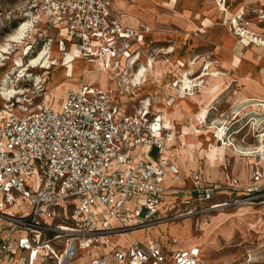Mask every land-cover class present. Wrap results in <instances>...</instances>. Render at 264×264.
Masks as SVG:
<instances>
[{"label":"built area","instance_id":"built-area-1","mask_svg":"<svg viewBox=\"0 0 264 264\" xmlns=\"http://www.w3.org/2000/svg\"><path fill=\"white\" fill-rule=\"evenodd\" d=\"M119 1L29 0L24 17L32 28H51L56 38L47 30L44 37L56 40L65 53L74 46L84 60L100 62L120 85L123 75L144 62L134 47L143 42V31L124 22ZM215 1L227 10L226 0ZM170 48L153 47L148 59L170 54ZM125 94L83 83L67 89L60 112L46 100L32 98L20 110L14 97L6 101L0 110V264H73L79 251L95 253L91 264L204 263L199 246L169 250L158 240L134 239L119 248L114 242L118 235L164 220L159 212L165 179L185 180L169 155L175 146H187L183 137L167 127L162 113L152 114V105L145 108L147 98L135 113L123 112L118 97ZM171 97L169 105L175 102ZM233 121L215 124L219 143H232L231 125L239 120ZM250 122L258 141L250 153L256 158L251 182L242 185L230 162L223 166L224 181H208L202 170H193L189 179L201 206L176 217L264 203V120ZM218 195L226 199L214 202Z\"/></svg>","mask_w":264,"mask_h":264},{"label":"rangeland","instance_id":"rangeland-1","mask_svg":"<svg viewBox=\"0 0 264 264\" xmlns=\"http://www.w3.org/2000/svg\"><path fill=\"white\" fill-rule=\"evenodd\" d=\"M209 1L185 0L176 6L178 10L174 12L167 9L165 3L168 0H138L136 3L123 1L119 4L128 13L130 20L139 24L143 33H146V37L150 36V40H159L150 46L146 44L148 56L151 51L153 52V47L155 49L171 47L172 50L174 48L170 54L160 52V54L154 55L157 60L156 64L153 63L152 69L150 66L147 75L149 72L151 73L145 77L142 85L133 87L130 92H135L138 98L145 96L151 102V96L157 100H160L161 97L164 101L168 97H175V103L171 105L165 101L161 112L171 117V120H176V124L180 123L181 127L178 129L183 133L192 128L195 123L192 120H197L195 128L203 131L201 136H197L198 138L191 137L190 149L196 148L192 150V157L188 155L191 151L187 150L185 162L180 161L179 153L175 150L181 148L180 146H175L171 151L174 158L182 162L186 183L172 195L167 203L169 208L167 213H170L159 223L169 224L159 225L162 232H171L184 246H199L203 251V264H264V203L221 208L210 212V214L194 213L192 216L176 217L201 206L202 202L193 196V192L190 190L191 185L188 182L193 168L207 171V160L223 156L225 153L227 162L231 163V168L237 158L251 157V147L258 141L254 136L256 127H252L250 120H264V105H257L258 103L264 104V93L257 94L259 89L264 92V45L245 41L242 33L248 31L249 36L264 42V5L252 6L245 4L246 0H229V11L234 14L236 19L238 18L239 26L237 28L232 23L235 19L227 18L228 10L223 11L224 9L221 10L218 7V13L221 16L215 11L217 5H211ZM259 1L257 0V2ZM212 2L216 3L215 0ZM30 4L29 0H0V46L7 44L6 40L9 35L13 34L19 24L27 19L24 16L30 10ZM239 5L245 7L241 6L236 15L235 10ZM187 9L190 12H185ZM203 23L208 26L204 27ZM31 29L33 31L27 33L22 43H10L11 54L6 55L8 59L4 60V64L0 66L1 91L3 88L2 79L11 70L14 71L13 66L24 65L30 57L45 48L60 49L56 40L50 41L43 35L47 30L48 36L56 38L57 34L51 28L43 25L41 28L31 27ZM238 29L243 30L239 31ZM26 50H28L27 55H25ZM59 51V56L66 57V62H68L70 59L68 51L66 53L61 49ZM148 56L145 57L144 63L148 61ZM48 58L40 67L32 68L25 77L19 78L16 74L10 75L11 85L15 84L18 90L25 91L24 94L16 95L13 98L15 109L24 108L23 106L33 98L35 103L46 100L51 108L60 112L67 89L69 87L76 88L85 80L90 84L103 88L112 87L117 90L118 80H111L108 71L106 70V72L98 61L94 63L97 68L103 70L101 75L95 72H92L95 74L91 75V72L88 71V74L83 72V74L73 77L72 71H70L73 83L79 81L78 85L75 86L67 80H58L51 84V78L56 73L57 65L50 64V62H56L58 57L51 54ZM165 60H169V62L166 63ZM75 61L77 69L90 62L87 60L79 62L76 59ZM60 62L61 60L57 64ZM179 62L185 66L178 67ZM79 63L81 64L79 65ZM208 67L209 70H206ZM185 70L189 71L191 79H197L201 74L210 72V75L198 80L199 85L195 87L194 100L189 96L187 100H182L178 95ZM214 73H218V75H213ZM29 74L31 75L29 76ZM37 76H41V82L35 80ZM88 80L92 81L88 82ZM41 85L42 88H40ZM130 102L128 101L127 104ZM5 103L6 101L0 98V110L4 108ZM139 108V104L137 107L129 105L128 112L135 113ZM151 111L152 114H155L157 109H151ZM178 120L182 121L178 122ZM225 120L227 122L235 120L232 124L239 120L238 123L231 125L228 136V139L233 144L235 143L236 148L229 145L230 148L221 153L220 150L215 149L216 146H223L216 140L218 130L215 124L219 125ZM241 127H244L242 131L234 134V131ZM209 135H214L212 139L214 142L209 143L203 150L202 145L206 143L205 140ZM199 137L204 139L203 143L200 142ZM240 145L248 148H240ZM157 152L158 150L155 148L151 155L155 157ZM218 165L219 163L216 162L215 167L218 168ZM225 199L223 197L215 201H224ZM171 203L174 206L172 209L169 207ZM146 213L147 210H143L141 216H145ZM187 218H191V220L185 221ZM130 234L132 235V233H127L125 236H121L122 240L126 239L125 247H128L132 242ZM170 241L172 242V240ZM122 246L120 244L119 248ZM90 252L79 251L72 263L89 264L90 259L95 255ZM87 253L90 256H87Z\"/></svg>","mask_w":264,"mask_h":264},{"label":"bare ground","instance_id":"bare-ground-1","mask_svg":"<svg viewBox=\"0 0 264 264\" xmlns=\"http://www.w3.org/2000/svg\"><path fill=\"white\" fill-rule=\"evenodd\" d=\"M219 11V10H218ZM239 17V16H238ZM227 18L228 19H232L234 20V25L238 28L239 24H238V18L236 19L235 16L233 14L230 13V11L228 10L227 12ZM233 25V26H234ZM236 28V29H237ZM242 28V27H241ZM239 31H242L243 29H238ZM33 29H31V24H30V21H24V22H21L19 24V26L17 27V29L15 30V32L11 35H9V37L7 38V44L5 45H1L0 46V66L3 65V61L8 59V57L6 56L7 54H11V47H10V43L11 42H17V43H22V40L25 39V37L27 36V33L29 32H32ZM238 31V32H239ZM243 33V36L245 37V41L247 42H256V43H261L262 45H264L263 41L262 40H259L258 38H255L253 36H249L250 33L248 31H244L242 32ZM239 34V33H238ZM252 34V33H251ZM143 37H146V33H143ZM255 44V43H254ZM251 45V44H250ZM255 46V45H254ZM60 49H48V48H45L43 50H40L36 55L30 57L29 61L27 63H25L24 65L22 66H13V69L14 71H10L6 77H4L2 79L3 81V88H2V91L0 90V98L1 100H4V101H7L9 100L10 98H13L15 97L16 95H20V94H24L25 91L24 90H18V87H16V85L12 84L11 85V74H16L17 77L19 78H22V77H25L28 75V72H30V70L32 68H38L40 67L43 62L47 59H49L48 57H50V55L52 54L53 56H57V61L56 62H53L51 61L50 64H54V65H57V68L55 70V74L53 75V78H51L52 80V83H56V81H60V80H67L68 82H71L73 83V80L71 79V75L69 74L70 71H72V75L73 77L74 76H78L80 75L81 73L83 74L84 73H87L88 71L91 72V75L97 73V74H103V70L101 68H97V66L95 65L94 62H87L85 65L81 66V67H78V69L75 67V64L77 63L75 61V59L79 62H85L86 60H84L78 53L76 47L74 46H70V48L68 49V53H69V61L66 62V57H60ZM172 51V49L169 50V52ZM28 54V50H26L25 52V55ZM14 55V54H13ZM53 58V57H52ZM61 60L60 63L57 64V62ZM143 61H145V58L143 57L142 58ZM149 61V64L148 61H146L145 63L141 64L140 68L138 70H136L135 72H133V74H131L130 76H127L126 75H123V77L120 79L121 81V84L119 85V83L117 82V91H120L121 93H126V92H129V94H125L122 96V99H125L127 98L128 95H134L135 98H138V95H135V92H130L131 89L133 87H137V86H140L144 83L145 81V77L147 76V72L149 71L150 69V66H151V69H152V66H153V63L156 64V61L157 60H154L152 58H149L147 59ZM166 63L169 62L167 60H165ZM164 61V62H165ZM19 62V61H18ZM163 62V60H162ZM15 64V63H14ZM13 64V65H14ZM81 63H79L80 65ZM16 65V64H15ZM162 65V64H161ZM159 66V64H158ZM163 67V66H162ZM206 70H209V67L206 69ZM59 74H58V73ZM88 72V73H89ZM92 72H95V73H92ZM87 73V74H88ZM184 73V76L182 77L183 79L181 80V84H180V87L178 89L179 91V97L182 99V100H187L188 96L189 98H192L193 100L195 99V96H196V93H195V87L199 85L198 83V80H201L202 78L210 75V72H205L203 74H201V76H199L197 79H191L190 78V75L189 74V71L185 70V72L183 71ZM86 74V75H87ZM31 74H29L30 76ZM213 75H218V73H214ZM102 77V76H101ZM35 80L37 82H41V76H37L35 77ZM102 81V79H100ZM79 82V81H78ZM78 82L77 83H73L75 86L78 85ZM80 83V82H79ZM73 85V86H74ZM122 86V87H121ZM206 87V86H205ZM204 87V89H205ZM178 88V87H177ZM218 90V89H217ZM206 94V93H205ZM132 95V96H133ZM202 97V96H201ZM178 98V97H177ZM179 98V99H180ZM178 99V100H179ZM180 99V100H181ZM149 100V99H148ZM147 99L145 100L146 104L148 106H146L145 108H149L150 105L153 104V102H151L150 100L148 101ZM150 102V103H149ZM168 103V101H167ZM166 103V104H167ZM169 104V103H168ZM160 105H158L156 107L157 111L162 113L166 120H165V123L167 124V127L170 128L171 130L174 131V134L178 135V136H182L183 137V140L185 142V144L188 146L187 144V138H186V135H192L193 137H197V136H201V134H203V131L202 130H198L197 127L195 128L196 126V122L197 120H192V122H195L193 125H192V128H189L186 130V133H183L181 130H178V129H175L174 127H172V125L170 124L169 122V118L167 115H165L163 112H161L162 109L159 108ZM7 107L6 105H4V108L1 109V110H5ZM147 112H149L147 110ZM171 116V115H170ZM192 124V123H191ZM191 127V126H190ZM186 128V127H185ZM184 131V130H183ZM214 137V135H213ZM198 138V137H197ZM199 139L204 142V139H202V137H199ZM221 144V143H220ZM263 146L261 147H264V141L262 142ZM221 145H223L222 147H219V146H216L215 149L217 151L220 150L221 153H223L226 149H229L230 147H228L229 145L230 146H233V148L235 149V145L233 143H229V142H225L222 143ZM214 147V146H213ZM212 147V148H213ZM188 148V147H187ZM187 148H177L175 149L176 151L178 152H181V151H185L187 150ZM209 148V147H208ZM210 149V148H209ZM264 149V148H263ZM264 154V153H263ZM237 155V154H236ZM218 206H221V205H218ZM15 207H13L12 209H10L9 211H13ZM1 220V219H0ZM161 224H164L165 223H160L159 225ZM167 224V223H166ZM159 225H155L153 227H147L145 229H142V230H145V231H148L156 226H159ZM127 234V233H126ZM123 234H121L120 236H122ZM164 237V236H163ZM156 238L155 237H152L150 240ZM166 238V237H164ZM93 251L95 252L96 250L93 249ZM87 256H90V254H86Z\"/></svg>","mask_w":264,"mask_h":264},{"label":"crops","instance_id":"crops-1","mask_svg":"<svg viewBox=\"0 0 264 264\" xmlns=\"http://www.w3.org/2000/svg\"><path fill=\"white\" fill-rule=\"evenodd\" d=\"M123 1H126V2H131V3H136L138 0H120L119 2H118V7L119 8H121L122 9V12H123V14H124V22L128 25V26H132V27H134V28H140V26H139V24H137V23H135V22H132L131 20H130V17L127 15L128 13L127 12H125V10L119 5L121 2H123ZM185 0H168V2L167 3H165L166 5H167V9H170L172 12H174L175 10H178L177 9V7L176 6H179L180 4H182L183 2H184ZM209 3L211 4V5H217V3H213L212 2V0H210L209 1ZM226 3H227V10H229V8H230V1L229 0H226ZM245 4H251L252 6H261V5H264V0H260L259 2H257V0H246L245 1ZM241 6H244V5H241ZM240 5L239 6H237V8H236V10H235V14L237 15L238 13H239V8L241 7ZM176 7V8H175ZM245 7V6H244ZM217 9V10H216ZM215 9V11H216V13H218V5H217V8ZM252 9V8H251ZM226 10V11H227ZM185 12H190L188 9L187 10H185ZM231 12V11H230ZM232 13V12H231ZM219 15H221L220 13H218ZM233 14V13H232ZM184 15V14H183ZM234 15V14H233ZM222 16V15H221ZM203 25H204V27H207L208 26V24H204L203 23ZM156 34V33H155ZM150 37V36H149ZM149 37H143V42H141L140 43V45L138 44H135L134 45V47L135 48H137V47H139L140 48V51L142 52V58L144 57H147V50H146V44H148L149 46L151 45V44H154V43H157V41H159V40H150L149 39ZM173 50H174V48H173ZM173 55V54H172ZM171 58V57H170ZM144 62V61H143ZM173 63V62H172ZM174 64V63H173ZM175 65V64H174ZM178 67H180V68H182V67H184L185 66V64L184 65H182V63L181 62H179V64L177 65ZM151 72H149L148 73V75L150 74ZM147 75V76H148ZM89 81H92V80H88V82ZM83 83H87V80H85V81H82L81 82V84H83ZM79 86V85H78ZM264 92L262 91V89H259L258 90V92H257V94H259V95H261V94H263ZM122 96L123 95H121V96H119L118 97V100H119V103L121 104V109H122V111L123 112H125L126 114H133V113H129L128 112V109H129V105H131L132 107H134V105H137V104H139V101L141 100V99H144L145 98V96H141L140 98H135V96L133 95H128L127 96V98H125V100H123L122 99ZM151 98H152V102H153V104H152V106H151V109H156V107L158 106V105H160L159 106V108L160 109H162V108H164V105H165V101H168V99L170 98V97H168L165 101L163 100V98H161L160 97V100H157V99H154V97L153 96H151ZM251 98H256V99H258L259 97H251ZM122 100V101H121ZM130 102L129 104H127V102ZM175 103V102H174ZM158 111H156L155 113H157ZM168 118H169V122H170V124L172 125V127H174L175 129H178V127H181V124L180 123H178V124H176V120H171V117H169L168 116ZM180 121H182V120H178V122H180ZM202 121H204V120H202ZM178 130H180V129H178ZM191 137H193L192 135H186V138H187V144H188V148H187V150L189 149L190 151H191V153L189 154L188 152H187V150H185V151H181V152H178L179 153V158H180V161H186V159H187V153H188V155H189V157L191 156L192 157V150H194L196 147H194V148H192V149H190V145H191ZM214 137H213V135H209L208 137H207V140H205L206 141V143H203L201 140H200V142L201 143H203V145H202V149L204 150L205 148H206V146H208L209 145V143H211V142H214L212 139H213ZM216 140H217V142H218V144H219V141H218V139L216 138ZM208 142V143H207ZM258 145V142L256 143V144H254V146L252 145V149L255 147V146H257ZM240 148H248V147H244L243 145H240ZM206 151V150H205ZM207 152V151H206ZM169 155L173 158V160L179 165V167H180V169H181V171H182V174L184 175V167L182 166V162H179V160L178 159H176V158H174V155H172L171 153H169ZM226 153L223 155V156H217V158H212V159H208L207 161H208V169H207V171H203V173H204V177L206 178V180H208V181H211V182H219V181H224L225 179H226V171L224 170V168H223V166H224V164L227 162V158H226ZM236 158H237V156H236ZM238 160V161H237ZM237 160H235L234 161V163H233V165H232V168H231V171H232V173H234L235 175H238L239 177H240V179H241V184L242 185H248L250 182H251V175H252V170H253V167H254V162H255V160H256V158L255 157H253V156H245L244 158H242V159H238L237 158ZM216 162H218L219 163V165H218V168H216L215 167V165H216ZM185 164V163H184ZM263 166H264V158H263ZM194 170H197V168H193ZM188 182L190 183V190L193 192V190H192V188H193V183H192V181L190 180V179H188ZM186 183V178H185V180L184 181H175V180H173L171 177H167L166 179H165V184H164V186L166 187V189H167V193H166V200H165V203H164V205H163V207H162V209H161V211L159 212V216L162 218V217H166V216H168V214L170 213H167V211H168V206H167V203H169V199L172 197V195L174 194V193H176V192H178L179 191V189L184 185ZM193 196L195 197V194H194V192H193ZM223 197H225L226 198V196L225 195H218V196H216L215 198H214V202H218V201H215L216 199H219L220 200V198H223ZM196 198V197H195ZM172 204V203H171ZM167 206V207H166ZM165 207H166V209H165ZM191 220V218H187V219H185V221H187V220ZM1 223V222H0ZM162 223H166V222H162ZM158 224V223H157ZM157 224H155V225H157ZM160 224V223H159ZM158 224V225H159ZM167 224H169V223H167ZM173 224V223H172ZM155 225H152V226H150V227H153V226H155ZM162 225V224H161ZM163 228V227H162ZM139 232H141V234H138ZM122 236H125V234H123ZM130 236H131V240L133 241L135 238L136 239H139V240H142V241H144V242H150L151 240V238L152 237H155L156 236V238H154V239H152V240H158V241H160V242H163L165 245H166V247L169 249V250H173V249H185V248H191V247H194V246H197V245H189V246H184V244L183 243H180L179 241H178V244H172L171 243V239L172 238H176L175 236H173V234L170 232V233H165V232H162V230H161V226H156V227H154V228H152V229H150V230H148V231H145V230H136V231H134V232H132V235L130 234ZM166 237V238H164V237ZM135 237V238H134ZM125 241H126V239H121V236L120 235H118V236H116L115 238H114V242L115 243H117V244H121V245H123V246H126L125 245ZM202 250V249H201ZM202 254H203V251H202ZM91 260V259H90ZM89 264H91V261H90V263Z\"/></svg>","mask_w":264,"mask_h":264}]
</instances>
